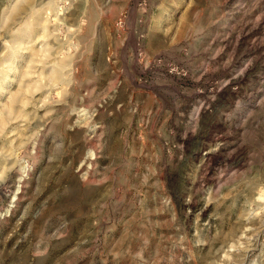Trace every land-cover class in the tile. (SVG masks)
<instances>
[{"label": "rangeland", "instance_id": "1", "mask_svg": "<svg viewBox=\"0 0 264 264\" xmlns=\"http://www.w3.org/2000/svg\"><path fill=\"white\" fill-rule=\"evenodd\" d=\"M0 264H264V0H0Z\"/></svg>", "mask_w": 264, "mask_h": 264}]
</instances>
